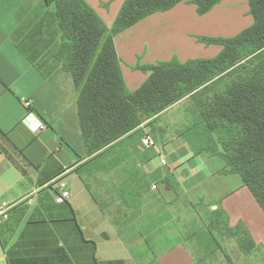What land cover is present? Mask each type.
Masks as SVG:
<instances>
[{"label":"crops","instance_id":"obj_1","mask_svg":"<svg viewBox=\"0 0 264 264\" xmlns=\"http://www.w3.org/2000/svg\"><path fill=\"white\" fill-rule=\"evenodd\" d=\"M86 1L111 28L125 0ZM227 1L204 15L198 14L196 4L182 1L115 35L128 88H139L149 77L137 65L174 56L181 61L216 56L222 45L206 44L199 37L222 36L209 29L207 18L223 13ZM253 22L252 15L249 24ZM236 25L225 20L223 31ZM62 41L54 5L44 0H0V207L10 201L9 218L0 223V264H115L120 259L108 247L111 232L118 237L119 247L131 252L128 235L114 223L90 182L99 172L123 167V179L111 184L115 196L110 201L119 200L127 207L132 203L133 216L143 214L148 191H154L167 205L180 196L179 191L217 204L228 214L231 226L243 221L254 240L264 243V211L240 175L230 172L221 157L196 153L186 133L192 124L186 126L174 116L173 110L188 102L200 108L201 103L191 101V95L137 128L142 136L149 134L156 140L157 149L144 148L141 139L134 149L124 140L127 133L100 151L88 153L78 92L59 52ZM24 98L32 100L33 112L47 125L39 135L29 127L33 117H27ZM148 152L153 153L151 157ZM134 155L137 159L130 167L127 163ZM63 188L70 190L71 197L58 203L55 198ZM155 221L162 218L148 223L144 235L148 240L158 227ZM169 240L165 237L154 241V247L145 246L146 252L157 253L155 264H196L184 240L161 245ZM140 262L132 254L128 264Z\"/></svg>","mask_w":264,"mask_h":264},{"label":"trees","instance_id":"obj_2","mask_svg":"<svg viewBox=\"0 0 264 264\" xmlns=\"http://www.w3.org/2000/svg\"><path fill=\"white\" fill-rule=\"evenodd\" d=\"M182 1L196 4L199 15L222 2L125 0L110 28L86 0H44L56 8L63 39L59 52L78 92L81 130L88 153L100 151L127 133L130 134L124 140L136 149L143 133L137 128L144 120L191 95L201 103L199 122L188 128L193 133L189 137L196 153L224 159L229 171L240 175L264 211V0H248L254 22L239 33L199 37L206 44L222 45L216 56L186 61L174 56L137 65L149 77L135 90H130L124 80L114 36ZM245 69L247 73L242 75ZM225 76H232L231 81L219 87ZM104 155L105 152L98 158ZM144 181L150 183L149 179ZM210 214L209 225L195 234L202 248L193 252L196 264H203L215 254L218 238L214 232L221 227L222 215L227 219V235L237 238L244 253L264 250L243 221L231 226L221 207Z\"/></svg>","mask_w":264,"mask_h":264},{"label":"rangeland","instance_id":"obj_3","mask_svg":"<svg viewBox=\"0 0 264 264\" xmlns=\"http://www.w3.org/2000/svg\"><path fill=\"white\" fill-rule=\"evenodd\" d=\"M223 9L225 10L223 13H216V15L210 16L209 19L207 18L209 29L213 30V32L219 33L222 36L226 35L223 37H230L250 26L249 20L252 14L250 13L248 0H237L235 2L228 0L224 3ZM240 18L241 21L238 20ZM225 20L234 23L237 22V25L233 30L223 31L222 24ZM246 73L247 71L245 69L241 74L244 75ZM231 79L232 76H225L224 80L219 83V87H225ZM190 100L192 101L194 98ZM193 104V102H188L185 103L187 106H178L173 110L177 122L183 121L186 126L187 124L188 126L191 124L193 126L194 123L196 124L199 122L198 107H195ZM198 125L202 126V123ZM190 131L191 130H186V133L192 136L193 133H190ZM152 154L153 153L148 152L147 157H151ZM136 156L137 155L130 156L127 163L130 167L136 161ZM125 170V167H123L115 168L111 172H99L96 179L92 178L90 181L94 191L99 195V199L105 204V208L112 213L114 223L126 236L128 235L126 239L128 240L129 246L131 245V252L127 248L125 249L122 246L119 247L121 244L118 237L114 233H110L111 238L108 242V247L112 249L111 255L120 259L115 264H128L132 254L137 261L141 260L140 263L142 264H151L153 261L152 264H155L157 253L153 250L146 252L145 246L151 245V247H154V241H158L165 237L170 240L165 243L163 242L161 244L163 246L172 241L184 240L192 252L202 251L201 246L198 244L199 240L195 234L200 232L203 227L209 225L210 213L212 210L217 209V204L205 203L196 198H191L184 193L180 194V192L177 191L180 196L167 205V203L154 191H148L143 201V214L133 216L135 207L132 203L130 207H127L119 200L115 199L110 201V198L115 196V191L112 189L111 184L120 182L125 175ZM153 218H157V220L162 218V221L154 222L158 227L154 231L153 236L148 240L144 235L147 233L148 223H150ZM226 224V217L224 215L220 216L221 227L214 232L218 238V245L215 246V254L211 259L207 258L203 264H264V250L257 249L249 254L244 253L239 247L237 238L233 235H227ZM101 226L103 227L104 224L101 223ZM134 231H136V234L129 236ZM259 244L264 248V243ZM200 258L203 259V256ZM229 258H232V260ZM98 264H101V262Z\"/></svg>","mask_w":264,"mask_h":264},{"label":"built area","instance_id":"obj_4","mask_svg":"<svg viewBox=\"0 0 264 264\" xmlns=\"http://www.w3.org/2000/svg\"><path fill=\"white\" fill-rule=\"evenodd\" d=\"M24 106L28 110V115L27 117H33V120L29 124V127L31 130L36 134L39 135L44 129H46L47 125L46 123L38 116L36 115L33 110H32V100L24 98L22 100ZM142 145L146 149H157V142L156 140L149 134H145L141 138ZM162 163L166 164L167 160L166 158H162ZM153 188H157L156 184H153ZM71 197V192L68 189H61V192L57 194L55 201L58 203H63L70 199ZM9 209H10V201L5 200L1 207H0V223L5 221L6 219L9 218Z\"/></svg>","mask_w":264,"mask_h":264},{"label":"water","instance_id":"obj_5","mask_svg":"<svg viewBox=\"0 0 264 264\" xmlns=\"http://www.w3.org/2000/svg\"><path fill=\"white\" fill-rule=\"evenodd\" d=\"M235 255V254H234Z\"/></svg>","mask_w":264,"mask_h":264}]
</instances>
